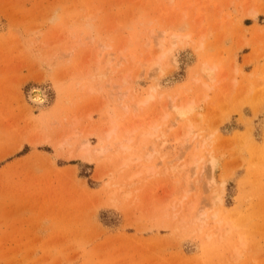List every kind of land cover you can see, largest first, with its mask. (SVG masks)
Instances as JSON below:
<instances>
[{
  "label": "rangeland",
  "instance_id": "rangeland-1",
  "mask_svg": "<svg viewBox=\"0 0 264 264\" xmlns=\"http://www.w3.org/2000/svg\"><path fill=\"white\" fill-rule=\"evenodd\" d=\"M0 264H264V0H0Z\"/></svg>",
  "mask_w": 264,
  "mask_h": 264
},
{
  "label": "bare ground",
  "instance_id": "bare-ground-1",
  "mask_svg": "<svg viewBox=\"0 0 264 264\" xmlns=\"http://www.w3.org/2000/svg\"><path fill=\"white\" fill-rule=\"evenodd\" d=\"M251 16L255 17L256 15L251 12L250 13ZM185 37L183 36H180V35H177V34H173L168 42L169 44L172 46V47H175L177 44H181L183 42ZM172 49V48H171ZM162 52H159L158 55H159V58L162 56ZM110 61L107 60V63L109 64ZM214 69L216 68H213V67H209L208 65H203V72L206 74V77L209 78V79H213L214 78ZM30 99L36 103V104H44L45 102H47V96H46V93L45 91L41 90V89H38V88H33L31 91H30V95H29ZM146 97V99H145ZM149 97V96H148ZM147 96H142L141 97V100H139L137 102V106H142L144 105L145 102H147ZM124 98V97H123ZM150 98V97H149ZM148 98V99H149ZM140 99V98H139ZM150 100V99H149ZM148 100V101H149ZM189 108V107H188ZM190 111L188 109H186V107H183V105L177 107L174 111V113H176L177 115V119H179V121L183 122ZM114 122H112V125H113ZM118 130V129H117ZM116 132V127H113L112 129L108 130L107 131V135L110 136L112 133ZM191 134V130H189L187 136H189ZM103 153V151L101 150H96L93 148V146H91L87 141L85 142H82L78 149H77V152L74 154V156L76 158H79V159H84V160H92L94 158L95 155H99ZM74 157V158H75ZM101 157V156H99ZM98 158V157H97ZM94 160V159H93ZM191 164H195L194 160L192 161L191 160Z\"/></svg>",
  "mask_w": 264,
  "mask_h": 264
}]
</instances>
